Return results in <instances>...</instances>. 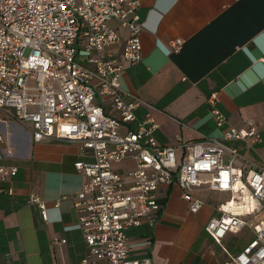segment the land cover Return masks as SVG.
I'll return each instance as SVG.
<instances>
[{
    "label": "built area",
    "instance_id": "2783aa9c",
    "mask_svg": "<svg viewBox=\"0 0 264 264\" xmlns=\"http://www.w3.org/2000/svg\"><path fill=\"white\" fill-rule=\"evenodd\" d=\"M137 8L136 0H0V123L14 121L29 131L33 143H70L90 158L74 164L85 179L74 206L80 212L75 228L86 246L75 264H150L148 258L131 256L125 231L154 226L162 210L159 192L174 183L192 214L204 206L192 189L229 193L205 231L217 244L228 234L249 232L239 252L222 247L224 264H264V169L235 167L237 151L215 138L160 146L157 123L149 116L136 119L143 102L120 87L124 69L142 58L144 25ZM181 45L176 40L169 52ZM112 48H119L120 55L114 56ZM49 80L54 86H47ZM97 98L108 102L109 112ZM207 102L223 139L259 141L253 120L243 129L233 128L216 94ZM6 141L0 130V148ZM177 148L184 152L180 162ZM226 152L231 158L224 164ZM124 162L134 166L116 168ZM16 174V167L0 165V182ZM27 202L48 221V207L39 195L30 193Z\"/></svg>",
    "mask_w": 264,
    "mask_h": 264
},
{
    "label": "crops",
    "instance_id": "0c3cea01",
    "mask_svg": "<svg viewBox=\"0 0 264 264\" xmlns=\"http://www.w3.org/2000/svg\"><path fill=\"white\" fill-rule=\"evenodd\" d=\"M136 1L144 25L142 58L127 66L120 78L121 89L143 102L135 110L136 119L149 116L157 123L154 135L160 146L174 145L178 139L187 143L215 138L237 151L235 167L264 169V0ZM112 25L118 27L117 22ZM176 40L182 41L180 49L169 52ZM110 52L120 55L119 48ZM211 94H216L231 127L243 129L253 120L259 141L223 139L209 112ZM97 102L109 112L107 101ZM0 130L7 139L0 148V165L17 168L12 179L0 182V264H75L86 246L75 228L80 212L74 206L85 179L74 164L90 158L70 143H33L29 131L14 121L0 123ZM183 155L177 148L178 162ZM230 158L226 152L223 163ZM133 166L124 162L116 168ZM30 193L45 201L47 222L27 202ZM182 194L176 183L161 189L162 210L155 225L125 231L131 256L148 258L150 264H224L222 247L237 253L251 237L249 233L248 240L238 244L232 240L239 235L228 234L217 244L205 231L208 221L219 215L218 204L230 194L192 189L191 194L204 202L197 214L189 212Z\"/></svg>",
    "mask_w": 264,
    "mask_h": 264
},
{
    "label": "rangeland",
    "instance_id": "374dc122",
    "mask_svg": "<svg viewBox=\"0 0 264 264\" xmlns=\"http://www.w3.org/2000/svg\"><path fill=\"white\" fill-rule=\"evenodd\" d=\"M47 86H54V84H53L52 81L49 80V81L47 82ZM216 216L218 217L219 215L216 214ZM248 238H249V232H248V233L243 232V233H241V235L238 236L237 239H233L232 242H233V243L242 244V243H245V242L248 240ZM232 247H233V245H232V246H229L230 249H231Z\"/></svg>",
    "mask_w": 264,
    "mask_h": 264
}]
</instances>
